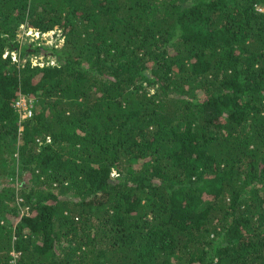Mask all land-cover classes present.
<instances>
[{"label":"trees","instance_id":"16d2710c","mask_svg":"<svg viewBox=\"0 0 264 264\" xmlns=\"http://www.w3.org/2000/svg\"><path fill=\"white\" fill-rule=\"evenodd\" d=\"M263 5L0 0V264H264Z\"/></svg>","mask_w":264,"mask_h":264},{"label":"rangeland","instance_id":"374dc122","mask_svg":"<svg viewBox=\"0 0 264 264\" xmlns=\"http://www.w3.org/2000/svg\"><path fill=\"white\" fill-rule=\"evenodd\" d=\"M27 30L28 28L24 25H20L18 26V29H17V37L20 39L21 43H32V42H36V41H39L41 43H47L48 45H56V46H59L62 41H63V38H60L59 39V30L58 29H54V30H50L48 32H45L43 35H41L39 38H36L35 36H33L32 34H28L27 33ZM30 52V51H29ZM28 51L27 52H22L21 50V53L19 52L18 55L15 51H13V55H16V59L20 62H23L25 60H27L28 58L32 61H41L43 60V62L45 60L48 59V57L50 56H44L42 54H32L31 52L29 53ZM16 53V54H15ZM45 59V60H44ZM49 59H53L52 57H50ZM115 173V172H114Z\"/></svg>","mask_w":264,"mask_h":264},{"label":"built area","instance_id":"2783aa9c","mask_svg":"<svg viewBox=\"0 0 264 264\" xmlns=\"http://www.w3.org/2000/svg\"><path fill=\"white\" fill-rule=\"evenodd\" d=\"M261 10L264 11V5L259 7ZM21 25H24V24H21ZM25 26V25H24ZM28 30H27V33L28 34H32L33 36H35L36 38H39L41 35H43L45 32H40L38 29H35V28H32V27H27ZM50 31V30H49ZM48 32V31H46ZM12 53V57L14 60H17L16 59V55H13V51H11ZM16 54V53H15ZM18 55V54H17ZM33 64H36V63H39V64H42L41 61L39 60H35V61H32ZM32 99L31 98H27L25 96H18L16 99H15V102H14V105L15 107L21 112L20 115H21V118H24L26 116H29L30 113H31V108L29 107L28 103L31 101ZM28 101V102H27ZM19 202H20V198H19Z\"/></svg>","mask_w":264,"mask_h":264}]
</instances>
